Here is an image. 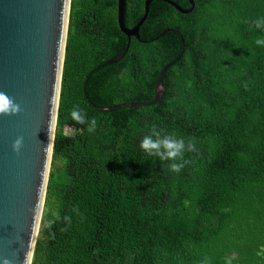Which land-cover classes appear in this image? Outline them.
Segmentation results:
<instances>
[{
    "label": "trees",
    "instance_id": "obj_1",
    "mask_svg": "<svg viewBox=\"0 0 264 264\" xmlns=\"http://www.w3.org/2000/svg\"><path fill=\"white\" fill-rule=\"evenodd\" d=\"M145 1L126 0V27ZM194 3L183 14L152 1L129 41L117 0H71L31 264H264V31L252 24L264 0ZM74 105L95 131L71 119ZM153 126L195 145L179 172L140 149Z\"/></svg>",
    "mask_w": 264,
    "mask_h": 264
},
{
    "label": "water",
    "instance_id": "obj_2",
    "mask_svg": "<svg viewBox=\"0 0 264 264\" xmlns=\"http://www.w3.org/2000/svg\"><path fill=\"white\" fill-rule=\"evenodd\" d=\"M152 1H145L143 17L128 28L126 0H117L118 26L129 41L139 39ZM161 1L183 14L195 7L194 0L185 10ZM70 6L71 0H0V92L21 109L16 115L0 114V264L32 263L51 169ZM126 52L110 62H119ZM164 74L147 105L160 100ZM17 136L24 144L14 152Z\"/></svg>",
    "mask_w": 264,
    "mask_h": 264
},
{
    "label": "clouds",
    "instance_id": "obj_3",
    "mask_svg": "<svg viewBox=\"0 0 264 264\" xmlns=\"http://www.w3.org/2000/svg\"><path fill=\"white\" fill-rule=\"evenodd\" d=\"M254 27L260 31H264V17L257 18L252 22ZM257 46H264V39H256ZM20 105L10 98L6 93L0 92V114L2 115H16L20 111ZM71 119L79 125L86 127L88 132L95 131V118L89 119L87 113L78 105H74L70 110ZM24 137L17 136L12 142V150L19 152L23 147ZM140 149L148 156L157 157L160 161H169V169L173 172H179L183 167L184 161L181 162L183 154L187 152L196 151L195 145L191 142L186 143L183 138L177 137L174 134L162 135L160 131L153 126L151 132L140 140ZM57 219L60 217L57 215ZM65 221L70 222L68 216H64Z\"/></svg>",
    "mask_w": 264,
    "mask_h": 264
},
{
    "label": "rangeland",
    "instance_id": "obj_4",
    "mask_svg": "<svg viewBox=\"0 0 264 264\" xmlns=\"http://www.w3.org/2000/svg\"><path fill=\"white\" fill-rule=\"evenodd\" d=\"M70 132V130H67V133H69Z\"/></svg>",
    "mask_w": 264,
    "mask_h": 264
}]
</instances>
